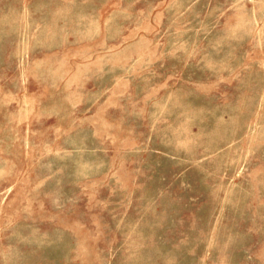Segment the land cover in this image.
<instances>
[{"label":"rangeland","instance_id":"1","mask_svg":"<svg viewBox=\"0 0 264 264\" xmlns=\"http://www.w3.org/2000/svg\"><path fill=\"white\" fill-rule=\"evenodd\" d=\"M0 264H264V0H0Z\"/></svg>","mask_w":264,"mask_h":264}]
</instances>
